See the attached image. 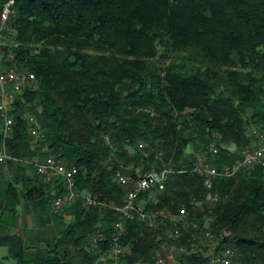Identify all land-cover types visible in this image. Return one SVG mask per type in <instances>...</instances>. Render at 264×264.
I'll list each match as a JSON object with an SVG mask.
<instances>
[{
  "label": "trees",
  "instance_id": "1",
  "mask_svg": "<svg viewBox=\"0 0 264 264\" xmlns=\"http://www.w3.org/2000/svg\"><path fill=\"white\" fill-rule=\"evenodd\" d=\"M7 1L0 0V18ZM14 8L2 59L35 74L38 88L16 99L8 136L0 112V147L10 162L62 152L78 166L81 196L55 211L63 183L19 167L0 184L1 224L10 227L0 230V246H8V257L17 264H97L112 246L121 217L115 207L130 190L117 171L138 177L171 167L165 189L137 199L156 224L126 221L124 264H154L169 241L166 229L184 220L199 228H182L181 263L220 264L215 254L230 247L232 264H264V165L221 176L208 189L188 152L216 142L214 165L234 167L254 139L252 126L264 130V0H15ZM27 114L47 130L44 139L32 137ZM85 196L101 204L86 206ZM23 202L58 231L31 259L11 228ZM95 237L99 248L88 249Z\"/></svg>",
  "mask_w": 264,
  "mask_h": 264
},
{
  "label": "built area",
  "instance_id": "2",
  "mask_svg": "<svg viewBox=\"0 0 264 264\" xmlns=\"http://www.w3.org/2000/svg\"><path fill=\"white\" fill-rule=\"evenodd\" d=\"M15 0H8L5 4L4 11L0 18V40L4 31L10 30V20L15 14ZM1 44V43H0ZM37 89L35 74L27 71H19L15 66H9L4 63L0 52V112L4 121V132L8 136L13 131L16 117L13 114L16 99L27 89ZM26 119L30 125V134L33 138H45L47 130L40 128L38 119L35 115L27 114ZM252 135L254 137L251 145L241 149L240 159L234 167L226 166L222 170L214 165L211 155L214 157L219 154L220 147L216 142H210L205 149H199L195 152L196 165L194 171L199 173L205 179V186L212 189L215 181L221 176H233L242 168H251L258 165H264V130L259 126H252ZM140 148L144 149L145 145L140 144ZM147 154V153H146ZM12 156L9 154L6 145L0 147V164H6ZM36 171L42 176L47 183H55L61 181L65 187V192L54 198L53 207L55 211H61L66 206L76 202L81 196L76 189L75 176L78 173V166L70 165L62 155V152L52 153L41 161L36 162ZM174 168L167 167L162 170L152 169L144 172L138 177L126 174L123 169H119L116 173L118 183L123 186L130 187L123 203L115 207L121 217L115 223V235L112 239L111 249L102 253L97 264H124L123 257L126 255V248L122 244V237L127 232L126 221L139 218L149 222L152 226L156 224L152 214L145 210L142 203H138L137 199L142 193L153 192L155 190H163L169 180ZM211 202L218 201V195H209ZM86 206H94L101 204L92 196H85ZM185 212V210L183 211ZM192 227L199 228V224L195 221L184 220L182 226H173L166 229V238L169 241H178L182 235V228ZM205 239L212 238L210 230L205 231ZM98 238L93 239L92 245L88 249L99 248ZM186 251V248L171 249L168 244L164 243L162 251L158 255L154 264H175L178 260L176 253ZM215 253V252H214ZM236 257V251L230 247L225 248L219 255L214 256V261L220 264H232Z\"/></svg>",
  "mask_w": 264,
  "mask_h": 264
},
{
  "label": "rangeland",
  "instance_id": "3",
  "mask_svg": "<svg viewBox=\"0 0 264 264\" xmlns=\"http://www.w3.org/2000/svg\"><path fill=\"white\" fill-rule=\"evenodd\" d=\"M9 42V38L8 37H6V36H3L2 38H1V40H0V43L1 44H7ZM196 150H197V148H195V147H193V146H190L189 148H188V152H189V154H193V153H195L196 152ZM44 156V154H42L41 152H38L36 155H35V157L34 158H32L31 160H26V161H18V160H16V161H12V162H10V161H8L6 164H0V165H2V166H0V168L1 167H5L6 168V170L10 173V174H12V176H11V180H12V178H14L15 177V175H16V173H17V169L19 168V167H25L27 170H31V171H33V172H35V168H36V161H38L39 159H41L42 157ZM139 170H141V169H139ZM160 216V215H163L164 216V213H158V214H156V217L157 216ZM65 220L68 222V221H70L71 220V216H69V215H65ZM24 220V223H25V227L27 226V223H26V219H23ZM52 222V221H51ZM51 222H46L45 224L44 223H42L41 222V220H38V228L40 227V229L42 228H44V226H48V228H49V230H47V231H45L44 232V235H43V233L41 234V235H37V237H36V242L34 243L32 240L30 241V244H32L31 245V247H34L35 246V248H29V250L27 249L26 250V256H27V258H34L35 257V255L38 253V252H40V251H42V252H45L46 250H47V248H48V243H49V241H51L53 238H56L57 236H58V231L56 230V229H53V225L51 224ZM5 225V224H4ZM4 225H2L1 224V222H0V229H2V231H3V229H4V227H7V226H4ZM16 226V225H15ZM14 227V226H13ZM4 231H6V229H4ZM38 231V230H37ZM37 231L35 232V233H37ZM14 232H17V233H19L18 231H16V230H14ZM33 233V230H31V229H29L28 228V226L26 227V234H28L29 236L31 235ZM39 233V232H38ZM34 243V244H33ZM164 243H166V244H168L169 245V247L171 248V249H175V246L179 249V248H182V246L179 244V240L178 241H165ZM215 245V244H214ZM212 248H214V247H211V249H210V252L211 253H213V249ZM162 251V250H161ZM177 252V254H178V260H177V262H179V263H181V257H182V253L181 252H179V250H176ZM160 254V253H159ZM158 254V255H159ZM0 255H1V258L3 259V262H4V264H17L18 262H17V260H15V259H13V258H10V257H8V255H9V248H8V246H0ZM181 256V257H180ZM176 262V263H177ZM137 263H147V262H137ZM175 263V264H176ZM27 264H31V263H27ZM149 264V263H148ZM181 264H183V263H181ZM186 264H188V263H186Z\"/></svg>",
  "mask_w": 264,
  "mask_h": 264
},
{
  "label": "crops",
  "instance_id": "4",
  "mask_svg": "<svg viewBox=\"0 0 264 264\" xmlns=\"http://www.w3.org/2000/svg\"><path fill=\"white\" fill-rule=\"evenodd\" d=\"M38 161H40V160H38ZM0 166H2V165H0ZM27 174L29 176L35 177L36 172H33L31 170H27ZM11 176H12V174H10L6 170L5 167H1L0 168V184L4 183L5 181L11 180ZM141 203L143 205H145L146 204V201H142ZM4 207L2 205H0V222H1V216L3 215L2 213H4V211H3L4 210ZM18 209H19L18 210V215H19L18 222H17L16 226L11 227V228L13 230L18 231L19 234L24 238L25 242L29 246L27 248L29 250V248L32 245V244H30V241L32 240L35 243L36 242L35 239H36L37 235H41L42 233L44 235V232L47 231V230H49V228H48V226H44L43 229L42 228L40 229V227L39 228L37 227L38 226V223H37L38 220H41L42 219V211L39 210V208H36V206L31 205V207H29V205L27 204V202H23L19 206ZM9 215H10V213L8 211H6L5 214H4L5 219H8L9 218ZM23 219H26V223H27L28 228L31 229V230H33V233L30 236L28 234H26V227L27 226L25 227V223H24V220ZM51 224L53 225V229H56V224L54 222H51ZM6 225H8V223H6L5 226ZM9 228L10 227H8V226L7 227H4V229H6V230H9ZM0 230H2V229H0ZM36 231H37V233H35ZM31 248H35V246L34 247H31ZM0 257H1V255H0ZM136 264H148V263H136ZM176 264H181V263L177 262Z\"/></svg>",
  "mask_w": 264,
  "mask_h": 264
}]
</instances>
